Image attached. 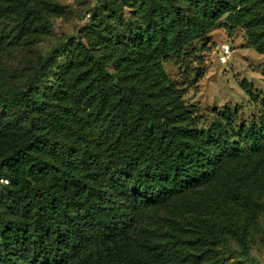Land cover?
<instances>
[{"label":"trees","instance_id":"obj_1","mask_svg":"<svg viewBox=\"0 0 264 264\" xmlns=\"http://www.w3.org/2000/svg\"><path fill=\"white\" fill-rule=\"evenodd\" d=\"M118 1L124 24L95 17L80 35L85 70L70 93L39 85L50 57L29 63L24 87L0 81V264H171L186 225L166 232L164 210L173 222L205 215L189 222L204 251L185 249L186 261L234 240L259 264L250 244L264 245V111L244 125L229 109L207 122L164 63L195 55L219 26L243 27L264 55V0H109L112 14ZM11 9L0 46L43 18L31 0L0 1V13Z\"/></svg>","mask_w":264,"mask_h":264},{"label":"rangeland","instance_id":"obj_2","mask_svg":"<svg viewBox=\"0 0 264 264\" xmlns=\"http://www.w3.org/2000/svg\"><path fill=\"white\" fill-rule=\"evenodd\" d=\"M31 2L37 4L43 18L35 20L30 17L21 37L12 42L9 38L4 40L0 46V81L8 86L24 87L30 72L29 63L35 62L38 58L50 57V68L44 72L39 85L53 92V95L60 88L67 94L70 93L73 89L71 80L85 70L78 43L81 41L80 35L93 23L95 17L112 22L119 19L121 24H124L123 20H127L130 14L123 1H118L113 14L108 10L109 0H31ZM17 17L18 14L12 9L1 12V26H11ZM121 24L118 31H122ZM223 44L231 47L227 63H221L219 60ZM195 49L196 54L188 59H171L164 63L167 74L178 88L184 91L186 105L198 109L199 114L207 122L213 121L228 109L235 114L234 120L237 125L249 124L254 119L259 120L264 111L262 104L264 55L257 53L248 44L245 29L237 27L230 33L223 26H219L198 41ZM244 82L257 93L258 101H252L242 89ZM159 214L164 217L162 223L166 227V232L179 234V221L186 225L181 229L183 235L180 250L178 247L173 252L171 264H210L215 261L225 264L237 262L246 264L239 244L234 240H230L226 247L210 244L207 246L210 250L209 255L186 261L185 249L204 251L202 250L205 248L204 245L194 242L195 234L191 231L189 222L191 219H204L205 215L199 211L186 215L179 212L175 216L176 222H173L169 216L170 212L164 210ZM171 217H174L173 213ZM170 239L171 237L166 238V235L161 237L165 249H171ZM250 252L259 264H264L262 237L251 238Z\"/></svg>","mask_w":264,"mask_h":264},{"label":"built area","instance_id":"obj_3","mask_svg":"<svg viewBox=\"0 0 264 264\" xmlns=\"http://www.w3.org/2000/svg\"><path fill=\"white\" fill-rule=\"evenodd\" d=\"M231 53V47L228 44H223L219 53V60L221 63H226Z\"/></svg>","mask_w":264,"mask_h":264},{"label":"clouds","instance_id":"obj_4","mask_svg":"<svg viewBox=\"0 0 264 264\" xmlns=\"http://www.w3.org/2000/svg\"><path fill=\"white\" fill-rule=\"evenodd\" d=\"M227 63V62H226Z\"/></svg>","mask_w":264,"mask_h":264}]
</instances>
